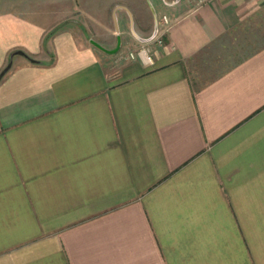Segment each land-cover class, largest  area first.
Masks as SVG:
<instances>
[{"label": "crops", "instance_id": "obj_1", "mask_svg": "<svg viewBox=\"0 0 264 264\" xmlns=\"http://www.w3.org/2000/svg\"><path fill=\"white\" fill-rule=\"evenodd\" d=\"M156 4L150 65L0 11V72L35 60L0 80V264H264V0Z\"/></svg>", "mask_w": 264, "mask_h": 264}, {"label": "rangeland", "instance_id": "obj_2", "mask_svg": "<svg viewBox=\"0 0 264 264\" xmlns=\"http://www.w3.org/2000/svg\"><path fill=\"white\" fill-rule=\"evenodd\" d=\"M166 1L173 3V0ZM118 5L128 8L131 14L129 16L124 9L117 12L119 34L116 32L113 20V10ZM1 10L44 19L52 24L56 22L48 33L65 27L86 45H93L90 40H95L106 49H115L120 36L121 46L116 52L119 53V57L129 53L124 51L128 43H132L131 47L136 48V51L143 48L141 47L143 40L137 35H140L141 24L145 21V26L150 31L155 28L153 10H156L159 18L162 15L156 0H0ZM250 47L245 48L244 45L240 50L254 49L256 45L250 44ZM102 53L107 54L104 51ZM239 57V55L229 57L223 67L229 66Z\"/></svg>", "mask_w": 264, "mask_h": 264}, {"label": "water", "instance_id": "obj_3", "mask_svg": "<svg viewBox=\"0 0 264 264\" xmlns=\"http://www.w3.org/2000/svg\"><path fill=\"white\" fill-rule=\"evenodd\" d=\"M120 9H124L128 12L129 16H131L130 12L128 11V8L122 6V5H118V7L116 6L113 10V20H114V26H115V29H116V32H120V28H119V22H118V19H117V12L120 10ZM155 31L154 33L156 34L157 32V29H158V20L157 18H155ZM154 34V35H155ZM151 39V38H149ZM149 39H145L144 41H148ZM91 44H93L95 47L99 48L100 50L106 52L107 54H115L116 52H118L120 46H121V39H120V36H118V41H117V46L115 47V49H106L104 46H102L100 43L96 42L95 40H90ZM14 54H20V55H23L25 57H27L28 59H30L23 51H16V52H13L11 55H10V60L8 62V64L2 69V71L0 72V80H2L3 76L10 70L11 66H12V59L14 57ZM30 61L34 62L35 60L34 59H30Z\"/></svg>", "mask_w": 264, "mask_h": 264}, {"label": "built area", "instance_id": "obj_4", "mask_svg": "<svg viewBox=\"0 0 264 264\" xmlns=\"http://www.w3.org/2000/svg\"><path fill=\"white\" fill-rule=\"evenodd\" d=\"M163 21H164V23H167L166 16H163ZM158 42L161 43V39H159ZM136 58H139L140 60H142V62L146 65H150L153 62L152 54L150 53V50L146 47L140 48L137 51L132 50L128 54L121 56L122 60H126V59H132L133 60Z\"/></svg>", "mask_w": 264, "mask_h": 264}, {"label": "trees", "instance_id": "obj_5", "mask_svg": "<svg viewBox=\"0 0 264 264\" xmlns=\"http://www.w3.org/2000/svg\"><path fill=\"white\" fill-rule=\"evenodd\" d=\"M52 34H53V32L50 35H52Z\"/></svg>", "mask_w": 264, "mask_h": 264}]
</instances>
